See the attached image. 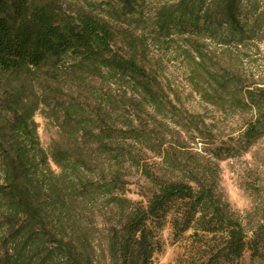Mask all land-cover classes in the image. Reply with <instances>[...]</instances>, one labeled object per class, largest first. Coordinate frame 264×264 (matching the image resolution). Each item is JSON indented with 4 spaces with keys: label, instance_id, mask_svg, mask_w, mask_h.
Instances as JSON below:
<instances>
[{
    "label": "trees",
    "instance_id": "obj_1",
    "mask_svg": "<svg viewBox=\"0 0 264 264\" xmlns=\"http://www.w3.org/2000/svg\"><path fill=\"white\" fill-rule=\"evenodd\" d=\"M115 1L108 16L88 0H0V264H154L152 223L168 215L174 236L194 230L193 264L237 263L246 247L264 261V218L248 223L219 183L225 156L264 135V84L199 36L203 20L241 44L242 0H173L151 15L145 0ZM171 35L203 102L253 114L233 146H217L222 123L171 98L151 53ZM37 113L57 128L48 148ZM135 173L145 201L126 195Z\"/></svg>",
    "mask_w": 264,
    "mask_h": 264
},
{
    "label": "rangeland",
    "instance_id": "obj_2",
    "mask_svg": "<svg viewBox=\"0 0 264 264\" xmlns=\"http://www.w3.org/2000/svg\"><path fill=\"white\" fill-rule=\"evenodd\" d=\"M88 1L95 3L98 11L108 16L116 15L118 9H120V5L115 0ZM168 1L173 0H145L143 10L146 14L151 15L158 5ZM241 10L248 19L245 23L246 30L241 44L236 41L238 39L237 35H229L223 30L218 34L215 33V36L212 37L213 35L206 28L209 24L203 20L200 22L202 30L199 36L205 39L207 44L214 50L228 49L232 53H236L241 60V63H239L241 73L248 77L246 79L264 84V0H242ZM139 25L140 29L148 32L147 23L141 22ZM147 36H149L150 42H154V35ZM178 37L180 35L162 38L155 45L153 44L151 48L152 54L164 58L161 65L162 79L175 91L171 92V98L175 99L174 93H177L186 109L192 113L205 115L208 123L212 121L222 123L227 132L224 134V138L217 139V146H221L224 140L233 146L237 142L236 139L242 138L243 130L247 123L252 120L253 114L242 112L241 109L234 113L229 110L228 106L225 108L226 110L215 111L210 104L203 102L200 94L193 92L188 81V72L181 66L180 57H178ZM221 42L222 44H220ZM247 80H245L246 85L250 83ZM35 116L41 145L48 148L52 139L57 137V128L50 121L43 118L40 113ZM197 147L202 148L203 146L199 143ZM136 174L127 187L126 195L133 201H142L144 200L141 188L142 182L140 174ZM36 177H38V174H36ZM219 183L223 200L228 203L232 210L242 215H246L248 212L254 214L253 220L247 216L248 223L252 221L253 225L259 222L257 220L264 218V135H260L253 140L248 150L243 149L242 152L237 154L232 153L231 156H225V160L219 163ZM250 183H253L254 187L250 188ZM171 218L172 216L168 215L165 219L152 223L159 244L151 261L154 264H193L194 260L191 255L196 248L192 239L194 230H190L179 237L174 236ZM88 234L92 240L96 241L99 238L96 224L93 225ZM250 239L251 236H249L247 242L250 243ZM96 245L98 248L100 247L99 240ZM259 246L261 252L264 253V241L260 240ZM223 264H264V261L259 257H256L253 261L252 250L246 247L242 258L237 263L224 262Z\"/></svg>",
    "mask_w": 264,
    "mask_h": 264
}]
</instances>
